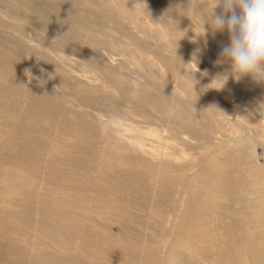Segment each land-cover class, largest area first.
I'll use <instances>...</instances> for the list:
<instances>
[{
	"label": "rangeland",
	"instance_id": "1",
	"mask_svg": "<svg viewBox=\"0 0 264 264\" xmlns=\"http://www.w3.org/2000/svg\"><path fill=\"white\" fill-rule=\"evenodd\" d=\"M222 10L0 0V264H264V81L216 63Z\"/></svg>",
	"mask_w": 264,
	"mask_h": 264
},
{
	"label": "clouds",
	"instance_id": "2",
	"mask_svg": "<svg viewBox=\"0 0 264 264\" xmlns=\"http://www.w3.org/2000/svg\"><path fill=\"white\" fill-rule=\"evenodd\" d=\"M215 2L216 7L222 5L223 10L220 14H212V32L226 29L230 34V43L221 48V58L216 63L223 64L227 60L231 66L229 75L237 81L248 75L264 81L261 75L264 71V0ZM222 77L228 79L227 75Z\"/></svg>",
	"mask_w": 264,
	"mask_h": 264
}]
</instances>
